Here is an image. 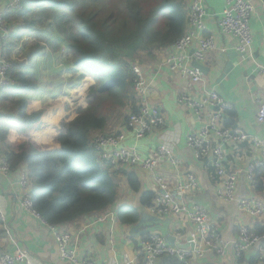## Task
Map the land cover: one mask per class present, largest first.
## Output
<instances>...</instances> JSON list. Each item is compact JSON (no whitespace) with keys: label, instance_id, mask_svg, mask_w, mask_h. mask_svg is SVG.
Segmentation results:
<instances>
[{"label":"crops","instance_id":"0c3cea01","mask_svg":"<svg viewBox=\"0 0 264 264\" xmlns=\"http://www.w3.org/2000/svg\"><path fill=\"white\" fill-rule=\"evenodd\" d=\"M11 1L0 0V14L5 13V19L11 12ZM203 4L205 28L198 33V36L212 35L215 38V44L200 63L204 67L203 70L200 69L202 79L199 82H192L180 70H171L166 63L168 56L175 54L188 56L185 64L193 66L190 55L197 47V39H194L186 50L178 49L174 43L158 51L138 52L134 61L143 69L147 81L145 97L152 105L162 110L165 125L136 139L127 128L126 122L121 119L118 122H110L104 133L125 132L124 144L134 146L143 156L148 157H153L159 147L165 145L181 162L174 165L169 157H163L155 170L146 169L141 165L113 168L112 171L123 168L135 172L139 179V190H133L127 178L122 173H117L115 181L118 184V197L115 203L104 212L92 213L63 227L73 235L78 257L81 259L89 258L97 264H128V258L141 257L138 250L139 241L150 232L137 233L133 232L132 228L135 227L142 213L151 214L149 206L160 194L161 190L156 184L155 174L164 178L168 184L167 190L172 191L179 201L203 205L225 241L231 242L237 238L238 228L241 225H247L255 232L257 227H264V215L251 216L240 208L237 200L229 202L219 197V181L213 177L216 169L215 157L198 159L187 145L188 134L202 127H209V120L215 111L213 107L206 105L197 113L190 101L200 99V96L209 90L229 100L233 108L224 113L222 119L218 121L219 129L238 128L246 132L249 138L240 143H231L229 139L222 138L213 132V144L222 148L226 167L234 170L238 175L236 198L264 200V185L261 191L255 190L254 178L250 179L248 175L251 163L261 162V160L264 163L262 149L256 148L252 141L253 137L264 139V124L257 120V111L261 102L264 101V72L259 68L260 65L264 68L263 4L259 0L255 2V11L251 18L253 45L247 55H242L237 50L235 38L220 30L218 20L225 8L226 0H204ZM12 23L8 21L7 25L9 24L12 29L17 27L16 23H13L15 26ZM190 29L187 26V30ZM51 43L53 41H50ZM56 43L58 44L57 41ZM34 55L31 56L33 59ZM31 57L25 60L29 68L32 66ZM39 80L40 85L44 83L41 79ZM40 90L41 86L37 92ZM37 92L33 91V93ZM186 93L187 98L180 100ZM136 97L138 101L141 99L137 93ZM0 111H2L1 108ZM99 135L101 133L96 137ZM257 168H264V164L257 165ZM22 170L24 169L11 171L9 175L0 172V196L4 206V225L7 231L6 237L0 242V247L3 246V252L12 254L19 249H25L37 258V264H78L61 259L57 242L50 228L43 225L15 198L18 191L16 181ZM189 173L197 176L199 188L193 191L188 190L181 195L176 188L181 182L187 183L186 178ZM146 191L155 193L148 205L142 203V195ZM99 215H104V219L95 217ZM157 217L158 223L164 226L167 233L174 234L178 241L186 242L189 233L197 239L196 227L193 223L183 222L170 214ZM151 232L160 233L157 230ZM161 234L164 235V233ZM260 256L259 246L252 247L241 256L236 254L232 246L224 255L213 251L204 252L202 255L194 254L191 257V264H264V259H260Z\"/></svg>","mask_w":264,"mask_h":264},{"label":"trees","instance_id":"16d2710c","mask_svg":"<svg viewBox=\"0 0 264 264\" xmlns=\"http://www.w3.org/2000/svg\"><path fill=\"white\" fill-rule=\"evenodd\" d=\"M23 5V11L14 15L24 19L25 29L47 16L65 37L74 65L84 71L80 78L88 108L55 123L50 143L42 146L34 136L44 112L29 109L27 99H21L17 112L0 111L1 153L13 171L27 172L34 209L49 224L64 227L115 203L117 173L139 190L135 172L103 165L94 138L106 133L113 114L118 112L116 121L127 124L129 114L137 111L136 55L169 47L187 31L188 0H23ZM35 14L40 17L33 18ZM15 29L11 39L22 35ZM11 48L10 43L6 51ZM10 73L15 84L0 90V103L38 88V79L23 66H12ZM263 185L264 168H257L255 190L261 191ZM154 196L152 191L143 192L142 203L150 204ZM4 224L0 220V242L6 237ZM255 230L264 233V227Z\"/></svg>","mask_w":264,"mask_h":264},{"label":"built area","instance_id":"2783aa9c","mask_svg":"<svg viewBox=\"0 0 264 264\" xmlns=\"http://www.w3.org/2000/svg\"><path fill=\"white\" fill-rule=\"evenodd\" d=\"M258 0H226L225 8L219 18V27L222 33L228 34L237 40L236 48L242 55H247L251 51L253 45V30L251 27V18L255 11V2ZM263 4L264 0H259ZM204 0H188V26L191 28L185 32L176 42L178 49L186 50L194 39H197V47L191 56L193 61L201 63L209 50L214 48L215 38L212 35L198 36L201 30H204L205 8ZM11 12H19L24 8L23 0L11 1ZM5 13L0 14V90L15 84V80L10 75L12 68L11 62L4 55L8 43V36L12 29L5 23ZM194 30V31H193ZM188 56H180L172 54L168 56L166 63L171 70H180L184 75L188 76L192 82H199L202 79V72L198 66L186 65ZM260 71L264 72V68L259 66ZM135 72L134 88L136 93L141 97L138 101L137 111L131 112L127 120V128L132 132L133 137L140 139L148 132L155 128L165 125V117L162 110L152 105L145 93L147 90V81L144 77L143 69L139 65H134ZM187 93L180 100L186 99ZM194 110L199 111L208 105L214 108V114L209 120V127H202L198 131H191L187 136V145L192 149L196 158L215 157V167L213 177L219 181L218 194L219 197L233 202L237 200L241 209H244L251 216L264 215V200L250 199L240 200L236 198V190L238 187V175L234 170L228 169L224 163V155L222 148L213 144V132H216L222 138L229 139L231 143H240L248 140L249 135L238 129L224 127L219 129L217 124L222 119L223 114L233 108V104L220 96L217 92L209 90L204 92L200 99L190 101ZM257 120L264 124V101L261 102L257 111ZM126 133L118 131L114 133L99 135L94 140V149L99 156L101 162L110 170L124 165H141L146 169L155 170L158 162L163 157H169L174 165H178L181 161L178 157L173 156L172 150L162 145L159 147L153 157L143 156L134 146L124 144ZM253 145L261 148L264 155V139L253 137ZM0 142V172L9 175L12 168L8 158L2 153ZM263 160L251 163L249 165V178H254L257 165L261 166ZM156 184L160 188V194L155 198L154 203L149 206L151 214L157 216H168L183 221L191 222L196 227L197 239L196 246L191 248H179L170 245L163 234L158 232H150L148 236L141 239L138 244V250L141 257H130L127 259L128 264H154L155 261L163 256H178L181 264H191V257L194 254L202 255L204 252L213 251L219 255H224L229 247H234L236 254L241 256L254 246H259L261 253L260 259H264V233H258L250 229L247 225H241L238 228L237 238L231 242L225 241L219 228L213 224L207 209L196 202L187 204L179 201L172 191L167 190L168 184L164 178L155 174ZM187 183L181 182L177 186V190L182 194L188 190H197L199 181L195 174L189 173L186 178ZM17 193L15 198L21 205L30 210L40 222L50 228L60 252L63 261L78 264H97L89 258H79L77 253V245L73 241V235L56 225L49 224L39 212L34 209L33 200L30 194V181L28 174L22 170L16 181ZM103 220L104 215L95 216ZM0 220L5 221V212L0 196ZM9 233V231H8ZM0 264H37V258L25 249H19L16 253L4 252L0 253Z\"/></svg>","mask_w":264,"mask_h":264},{"label":"rangeland","instance_id":"374dc122","mask_svg":"<svg viewBox=\"0 0 264 264\" xmlns=\"http://www.w3.org/2000/svg\"><path fill=\"white\" fill-rule=\"evenodd\" d=\"M17 13L13 12L12 14ZM39 17L38 14L33 16L35 19ZM5 20V23L8 21L16 23L17 27L13 23L12 25L16 27L15 30L19 28L22 35L17 39H11L15 27L13 29L10 27L12 31L8 36L6 50L10 43L12 48L9 52L5 51L4 55L11 62V66H23L25 72L34 75L38 81L41 79L44 83L39 84L38 88L34 90L37 92L41 86L39 92L33 93L32 91L29 95L15 96L11 100L1 102L0 108L2 111L5 110V113H14L18 111L20 100L27 99L29 109L43 111L42 124L37 127L34 137L38 141L36 144L46 146L56 131L57 124L55 123H60L63 118L73 117L88 108V103L84 99L86 85L84 80L80 78L84 71L74 65L72 52L65 37L58 32L51 18L45 16L40 20H35L33 26L26 29L24 28L26 26L25 21L20 16H7ZM50 41L53 43L50 44ZM33 55L34 59L31 57ZM30 57L32 60L31 68L25 64V60L30 59ZM115 60L118 61L116 58ZM74 96L77 98L74 99ZM117 117L118 112L111 116L110 122H115Z\"/></svg>","mask_w":264,"mask_h":264},{"label":"water","instance_id":"95a60500","mask_svg":"<svg viewBox=\"0 0 264 264\" xmlns=\"http://www.w3.org/2000/svg\"><path fill=\"white\" fill-rule=\"evenodd\" d=\"M194 66H198L201 70L204 69L202 64L199 62L193 61ZM158 217L148 214V213H142L141 218L136 223L135 227L132 228V231H136L137 233L139 231H142L144 233L151 232L152 230H157L160 233H164V236L166 238V241L173 246L179 247V248H191L192 250L196 246V241L192 235V233H189L187 236L186 242H180L177 240L176 236L172 233H167L168 231L164 228L163 225L158 223ZM154 264H181V260L178 256H163L158 258Z\"/></svg>","mask_w":264,"mask_h":264}]
</instances>
